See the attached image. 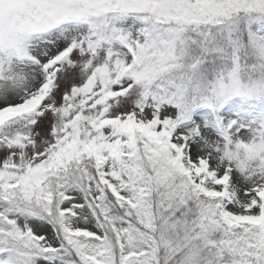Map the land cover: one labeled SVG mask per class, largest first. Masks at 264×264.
Masks as SVG:
<instances>
[{"label":"snow or ice","instance_id":"snow-or-ice-1","mask_svg":"<svg viewBox=\"0 0 264 264\" xmlns=\"http://www.w3.org/2000/svg\"><path fill=\"white\" fill-rule=\"evenodd\" d=\"M0 264H264V0H0Z\"/></svg>","mask_w":264,"mask_h":264}]
</instances>
